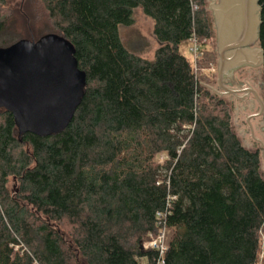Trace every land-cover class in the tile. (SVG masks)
<instances>
[{"label": "trees", "instance_id": "trees-1", "mask_svg": "<svg viewBox=\"0 0 264 264\" xmlns=\"http://www.w3.org/2000/svg\"><path fill=\"white\" fill-rule=\"evenodd\" d=\"M38 2L87 84L51 136L20 135L0 108V264H146L156 253L141 245L158 233L159 212L171 232L166 264H264L260 152L235 133L228 104L206 86L212 75L180 51L212 37L207 0ZM138 8L160 44L152 60L120 35ZM215 61L207 51L199 65Z\"/></svg>", "mask_w": 264, "mask_h": 264}, {"label": "water", "instance_id": "water-1", "mask_svg": "<svg viewBox=\"0 0 264 264\" xmlns=\"http://www.w3.org/2000/svg\"><path fill=\"white\" fill-rule=\"evenodd\" d=\"M209 8L219 56L218 86L223 91L206 86L217 95L253 93L261 111L248 117L252 127L251 118L264 114L263 99L255 88L234 87L227 81L239 70L264 66L260 0H211ZM86 84L74 46L62 36L47 34L37 41L20 39L0 47V108L13 115L20 135L46 137L64 131L82 102Z\"/></svg>", "mask_w": 264, "mask_h": 264}, {"label": "rangeland", "instance_id": "rangeland-1", "mask_svg": "<svg viewBox=\"0 0 264 264\" xmlns=\"http://www.w3.org/2000/svg\"><path fill=\"white\" fill-rule=\"evenodd\" d=\"M211 0H207V8L209 10L210 19L212 18V12L210 11ZM6 9L9 13L7 30L0 36V46H8L17 42L20 39L26 38L30 40H39L43 35L54 32L53 25L46 19V15L43 12V8L38 0H7ZM134 22L130 26H120V35L126 45V47L133 53L139 56L152 60L154 59L155 52L160 46L154 34V22L153 20L144 14L142 9L138 8L134 12ZM212 37L209 39L197 40V43L201 46L202 55L194 61V55L190 52L193 47V41L185 42L180 51L185 56L189 57L194 65L196 72L208 73L212 75V80L207 82V85L214 87L219 91H223L218 86V62L219 56L217 52V39L216 31L214 28ZM207 51H213L216 55V61L210 63L208 66L201 68L200 60L206 57ZM242 72L247 73L250 77L254 78V85L263 82V68H244ZM213 92V91H212ZM264 91L261 90V96H264ZM215 93V92H213ZM216 94V93H215ZM226 101L232 114V125L235 133L239 136L243 144L251 149L258 150L261 158V172L264 176V131L260 127H264L262 118L255 119L253 121V129L248 124V117L252 113V107L257 111L258 105H248L249 109L244 110V105L239 98L233 94H220L218 95ZM252 129V130H251ZM255 129V130H254ZM255 131V132H254ZM164 157H160L163 161ZM10 189L13 193L18 190V184L16 182H10ZM170 230L167 229L166 236L167 241L170 237ZM147 241V240H146ZM145 241V242H146ZM144 243L143 246H144ZM262 252L264 253V246ZM262 253V255H263Z\"/></svg>", "mask_w": 264, "mask_h": 264}, {"label": "built area", "instance_id": "built-area-1", "mask_svg": "<svg viewBox=\"0 0 264 264\" xmlns=\"http://www.w3.org/2000/svg\"><path fill=\"white\" fill-rule=\"evenodd\" d=\"M197 38L194 36L191 40L193 41L194 45L190 49V52L194 55V61L196 62L197 59L203 54L202 49H201V44L199 45L197 43ZM167 214L165 212H159L157 214V219H158V224L160 226V229L157 234H150L149 239L144 244V249L146 250H151L156 253L155 257L153 258L152 261L149 259L146 260V264H166L165 262V255L168 249V241H167V236H166V216Z\"/></svg>", "mask_w": 264, "mask_h": 264}, {"label": "flooded vegetation", "instance_id": "flooded-vegetation-1", "mask_svg": "<svg viewBox=\"0 0 264 264\" xmlns=\"http://www.w3.org/2000/svg\"><path fill=\"white\" fill-rule=\"evenodd\" d=\"M263 68V67H262ZM243 70V69H242ZM242 70H239L238 72L235 73V76L228 79L227 82H230L232 83V85H234V87H240V88H246V87H253L257 90L259 96L263 99L264 101V96H261V90L264 91L262 85L264 83V76H263V82L260 83V85L258 84H255L254 85V78L250 77L247 73L245 72H242ZM264 94V92H263ZM244 96V97H243ZM237 97L239 98V100L242 102V104L244 105V110H247L249 109V106L248 105H258L259 107H257V111L254 110V108L252 107V110H251V114L250 116L252 115H255L257 113H259L261 111V105L258 101V99L255 97V95L253 93H250V95L246 96L245 93L243 94H239V96L237 95ZM249 116V117H250ZM258 118H262V121L264 123V114L261 115V116H257V117H254V118H251V123L253 124V121H255V119H258ZM249 124V122H248ZM250 126V125H249ZM262 129V131H264V127H260ZM252 129H253V126H252ZM251 129V130H252ZM255 130V129H254ZM255 132V131H254Z\"/></svg>", "mask_w": 264, "mask_h": 264}]
</instances>
